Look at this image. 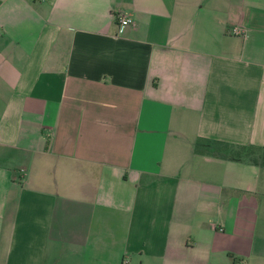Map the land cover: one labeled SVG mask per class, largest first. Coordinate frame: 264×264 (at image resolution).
I'll use <instances>...</instances> for the list:
<instances>
[{"label": "crops", "instance_id": "0c3cea01", "mask_svg": "<svg viewBox=\"0 0 264 264\" xmlns=\"http://www.w3.org/2000/svg\"><path fill=\"white\" fill-rule=\"evenodd\" d=\"M208 143L264 150V0H0V264H264Z\"/></svg>", "mask_w": 264, "mask_h": 264}, {"label": "trees", "instance_id": "16d2710c", "mask_svg": "<svg viewBox=\"0 0 264 264\" xmlns=\"http://www.w3.org/2000/svg\"><path fill=\"white\" fill-rule=\"evenodd\" d=\"M216 145H218L217 147L218 149L211 151L214 154L221 155V153H223L224 154L223 156L231 161H241L246 159L254 164L261 163L262 165H264V150L261 148H257V149H253L251 147L237 148L229 145L223 146V144H216ZM207 149L210 152L211 149L209 148Z\"/></svg>", "mask_w": 264, "mask_h": 264}, {"label": "built area", "instance_id": "2783aa9c", "mask_svg": "<svg viewBox=\"0 0 264 264\" xmlns=\"http://www.w3.org/2000/svg\"><path fill=\"white\" fill-rule=\"evenodd\" d=\"M118 20H119V26L121 28H125V27H129V26H134L135 25L134 20L131 19V18H128L126 16H120L118 18Z\"/></svg>", "mask_w": 264, "mask_h": 264}, {"label": "rangeland", "instance_id": "374dc122", "mask_svg": "<svg viewBox=\"0 0 264 264\" xmlns=\"http://www.w3.org/2000/svg\"><path fill=\"white\" fill-rule=\"evenodd\" d=\"M207 148L209 149H212V150H215V149H218V145L214 144V143H208L207 145H205ZM223 149V147H222ZM218 151V150H217Z\"/></svg>", "mask_w": 264, "mask_h": 264}]
</instances>
